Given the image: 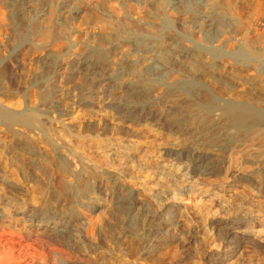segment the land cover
Masks as SVG:
<instances>
[{
  "label": "bare ground",
  "instance_id": "1",
  "mask_svg": "<svg viewBox=\"0 0 264 264\" xmlns=\"http://www.w3.org/2000/svg\"><path fill=\"white\" fill-rule=\"evenodd\" d=\"M53 1H58V0H53ZM65 1H67V0H65ZM65 1H63V2H65ZM74 1H73V3H74ZM76 1H79V3L81 2V0H76ZM119 1H122V0H119ZM153 1H156V0H153ZM186 1L187 0H174L173 8L174 9H179V8H183V7L189 8V6L195 5V4H190L194 0H190L191 1L190 3L186 2ZM203 1H204V3H203ZM211 1L212 0H201V3H203V7H204L203 11L207 13L206 14L207 16L201 10L202 13H200V14L204 15L205 17L202 18V16H201V18H202L201 21H195L194 26H193L194 30H196L200 34L206 33V35H207L206 37H209L212 34L213 35L215 34V36L217 34H220V32H221L220 28L223 27V22H221L219 19V17L223 13L220 12V15H214L215 12H213L211 10H212V7L217 3L214 0L215 1L214 5H210V6H212V7H210L209 3ZM83 2L79 6L80 8H81ZM124 2H125V0H124ZM146 2H147V0H146ZM231 2H233V1H230V5L228 6L229 9H231V7H230ZM69 3H70V1H69ZM84 3L86 4V2H84ZM137 3L139 4L140 0ZM149 3L150 2H148V4ZM160 3L163 4L164 2L162 1ZM170 3L171 2L169 1V4ZM220 3L223 5L226 4V6L229 4V3H226L225 0L224 1L221 0ZM234 3L236 4L237 2H234ZM58 4H59V2H58ZM87 4H89V3H87ZM95 4L97 5V3H95ZM119 4H121V2ZM141 4H142V2H141ZM143 4H144V2H143ZM33 5H35V3ZM36 5H37V3H36ZM48 5H50V4H48ZM76 5L78 6V3H76ZM98 5L96 8H98ZM121 5H122V7H124L123 4H121ZM131 5L128 4L127 7L125 6V8H127L126 10L130 11V8L128 9V7H132ZM218 5L214 6V8L218 7ZM52 6L55 7L54 4H52ZM74 6H75V3H74ZM151 6H153V4ZM154 6H156L155 2H154ZM160 6H161V8H159V9L160 10L163 9L164 6L159 5L158 7H160ZM166 6L169 7L168 5H166ZM53 7H52V9H54ZM85 7L86 6H84V9H85ZM94 7L92 6L91 8H94ZM122 7H120V8L122 9ZM145 7H143V8H145ZM167 7H166V10L168 9ZM221 7H223V6L221 5ZM224 7H225V5H224ZM117 8L119 9V7H117ZM143 8H141V9L146 11V9H143ZM196 8H195V10H197ZM227 8H226V10H227ZM35 9H37V8H35ZM82 9H83V6H82ZM149 9H150V7H149ZM174 9H172V10L174 11ZM200 9H202V8L200 7ZM216 9H218V8H216ZM229 9H228L227 13H229V11L231 12V10H229ZM58 10H59V8H58ZM106 10L107 9H105V11ZM123 10H125V9L123 8ZM160 10H158L157 12H159ZM181 10L182 9H180V11ZM219 10H221V8ZM80 11H81V9L78 10V8L75 11L73 9L74 15H76V16L77 15L79 16ZM89 11H92V10H89ZM110 11H111V8H110ZM120 11L121 10H119V12ZM38 12L41 14L42 11L41 12L38 11ZM93 12H92V15L95 14V13L93 14ZM116 12H114V10H113V13H116ZM119 12H117V13H119ZM133 12H132V14L136 15V13L135 12L133 13ZM179 12H176V15ZM181 12H183L182 14H186L188 11L186 13H184V11H181ZM198 12H199V10H198ZM97 13H96V15L99 14V13L98 14ZM122 13H125V12L123 11ZM122 13L120 12L119 15H121ZM147 13L149 14V12H147ZM166 13H164V14H166ZM216 13H218V12H216ZM225 13H226V11H225ZM51 14H53V15L51 16ZM51 14L48 13L45 15H49L51 17H54L55 13L52 12ZM128 14H129V12H128ZM146 14L144 13V16ZM155 14H157V13H155ZM69 15L70 14H68L67 16L69 17ZM102 15L103 14H101L100 16H102ZM153 15H154V13H153ZM227 15L225 14L224 16L227 17ZM35 16H36V14H35ZM41 16H43V15H41ZM56 16L59 17L58 15H56ZM104 16H105V14L102 16V18ZM108 16H110V15L108 14ZM108 16H106L105 18H108ZM178 16H180V14L177 15V17ZM190 16H192V15H190ZM51 17H50V20H51ZM68 17H66L65 19L68 20ZM71 17L73 18V16H71ZM95 17H97V16H95ZM136 17H134V18H136ZM148 17H149L148 18L149 20L153 19L152 18L153 16L150 18V16L148 15ZM158 17L155 16V19ZM166 17H168V16H166ZM177 17L174 16V18H176V19H177ZM37 18L39 19V17H37ZM72 18H71V20H72ZM98 18H100V17H98ZM105 18H104V20H105ZM115 18L116 17H114L113 20H115ZM121 18H123L122 15H121ZM146 18H147V16H146ZM168 18H166V19H168ZM195 18L196 17H194V19ZM63 19H64V16H63ZM92 19H93V17H92ZM110 19H112V18H110ZM160 19H161V17H160ZM172 19H173V17H172ZM184 19H185V17H184ZM187 19H188V16L185 20L188 21ZM42 20L45 21L48 19H45V20L42 19ZM50 20L48 21L49 23L48 22H46V23H48V24L51 23L50 26L52 27V24L55 22L52 23V22H50ZM57 20H59V19L57 18ZM139 20H140V17H139ZM139 20H136V24H137V21H139ZM163 20L165 21L164 17H163ZM170 20H171V18H170ZM175 20H174V24H175ZM185 20H183V21H185ZM196 20H197V18H196ZM51 21H56V20H55V18H54V20L52 18ZM100 21H101V19H100ZM118 21H119V19H118ZM171 21H166L164 23L168 26L169 24L170 25L172 24ZM60 22H61V19H60ZM98 22H99V20H98ZM102 22H103V20H102ZM121 22L123 23V21H121ZM133 22H135V21H133ZM153 22L154 21H152V23ZM40 23H41V21H40ZM65 23L67 24V22H65ZM117 23H119V22H117ZM152 23H150V24H152ZM164 23L162 21L161 24H164ZM43 24H44V22H43ZM48 24H47V27H48ZM66 24L64 25V27H68V25L66 26ZM95 24L96 25L98 24V27H99V23H95ZM106 24L104 23V24H101L100 26L106 25ZM127 24H130V23H127ZM133 24H135V23H133ZM133 24H132V26H133ZM141 24H143V22ZM174 24H173V26H175ZM183 24H184V22H182V26H184ZM186 24H187V22H185V25ZM191 24H190V27L186 26L187 28H189L190 32H191ZM109 25L112 26L113 24L109 23ZM152 25H153L152 27H155L154 24H152ZM252 25L254 26L255 24H252ZM58 26L59 25H57L56 27H58ZM62 26H61V28H62ZM107 26H108V24H107ZM130 26H131V24H130ZM134 26H133V28H134ZM161 26H163V25H161ZM114 27H117V25ZM114 27L111 28L108 26L106 28L101 27L100 29H98L100 31L102 28H104L103 30H101V32H98V36H97L98 38H100L99 40H101V41L97 40V42L101 44L103 41V46H102V44L98 45V47L96 46L98 49L100 48V51H98L96 53H95V51L93 53L92 50L86 49V51H84V53H81V54L79 53L80 55H77L78 57L75 56L76 58H74V59L72 58V60H64V57H63V59H59L58 58L59 55H58V57H56V59H54V58L52 59V55H51V58L49 57L46 60H44L43 64L46 67L54 68L58 72L56 74V81H55L56 87H58V90H57L58 97L57 98H59V99L58 100L56 99L57 102L55 101L54 105H52V106H49V107L47 106V104L51 100L50 93L48 94V92H47L50 90L45 89V92H47V93H45V95H44L43 94L44 92H41L42 96L40 95L41 97H43L42 98L43 101L41 102L42 106L47 108V110H49L50 107H54L55 110H58V113H59L58 116L61 117L59 119L61 120L63 118V121H61L63 123H61L60 127L57 128L59 130L58 131L55 130V132L57 131L58 133H56V134L54 132L52 133V130L50 129V128H52V127H50L52 125V122L50 121L51 125L49 126L48 125L49 120L47 122L46 119L42 118L43 114L40 115V113H39V110H41V109H39V110H38V108L37 109H35V108L30 109L31 108L30 106L33 105V102L32 103L29 102V105L30 104L31 105L27 106V107H29L30 110L29 109L28 110L22 109V112L19 111V113H16L17 111L13 112L12 110H16V109L19 110V108H23V107H21L22 105L20 106L21 103L19 104V102H18V105H17V102L13 103V101H14L13 100L12 101V103L14 104V106H13V104L11 105V103H10L11 99L9 100V103H10L12 108L15 107V105H17V107H15V109H11V111H10V110H7L6 108H3V107L7 106V105L4 106L5 103L2 105V107H0V128L2 130V133H0V149H2L1 151L7 150V151L11 152L10 154L14 155V157L18 163L17 164L15 162V164L18 165V167L15 170H10L8 168V166H6V165H5V167L0 169V264H171L172 261L178 257V251H177V248L174 246V244L181 245L183 248H185V246L189 245V243L195 238V234L189 228L188 223L184 219H181L180 217L177 216L178 211L176 209H173L170 205H167L166 201H163V202H165V205L160 204L162 206L161 207L159 206L160 208H157L158 206L156 207V205L154 204L155 201H153L152 199L148 200L146 197H144V193L142 194V192L140 190L141 187L140 188L138 187L134 174L131 173V171L129 172L130 168L127 166L126 161H123L122 156L121 157L105 156V155L99 153L98 151L91 149L85 143L79 141V139L78 140L75 139L74 137L77 138L78 134H77V136L70 138V137H72V135H74V134L76 135V132H79L80 134L83 133L82 132L83 127L81 129L82 131L79 128V126L83 125V124L77 125V123H79L78 119H76L78 122L76 121V124H74V122L72 121V118H73L72 114L70 113V110H69L71 108H69L68 104L66 103L67 101L68 102L72 101L71 103L74 102L73 104H76L79 108L89 110L91 112L94 110L97 111V109H101V108L109 109V110H112L113 112L115 111L116 114H115V116H112L111 119L108 118V119L102 120V121L97 120V121H99V123H93V122L88 123L85 126L86 130L87 131H93V132L96 131L98 133L99 132H103V133L107 132L108 133L109 131H113L114 126H115L117 128V130H119V132L123 133V135H125L130 140L132 138L136 139L138 137L139 139L141 138L143 141L145 140V143H147L146 141H148V143L150 142V144L154 145V147L157 148V149H155L156 150L155 153L158 156L157 166L160 167L161 164H164V165L166 164L167 166L168 165H173V166L175 165L177 168V165H178V167H179L178 169H181L179 171H182L181 175L179 177L180 182L182 181L181 178L191 176L192 180L196 183V185H198V187H200V186H204V187L211 186L214 182L218 183L219 187L220 186L221 187L228 186L229 189H231L233 187L234 188L235 187L236 188L242 187L243 190L245 192H247L246 195L252 197V199L250 201H247L244 203V205H241V206H245V208H247V205H249V204L253 205L256 198H259V199L264 198V106L259 107L258 105H254L255 102H254V100H252L251 97L249 99L252 100V103H254V104L248 103L249 101L248 102H246V101L242 102L241 101L242 99H240V102H233L236 99L238 100V98H236V96H235L236 95L235 91H237V92L239 91L240 92L239 95L241 93L244 95L243 96L241 94L242 96L240 98H242V97L245 98L246 97L245 94H247V95L252 94L253 92H256L257 89L260 90L259 88H261V90H262V88L264 89V76H263L264 74L262 76L258 75L257 77H255L256 74H253L251 72L253 74L254 78H252L251 80L249 79V81H248V79L246 80L245 78L241 77L240 79H244V82H243V80L241 81L239 79V77H237L238 79H236L235 77L232 79H226V78L225 79L220 78L222 80L219 79L221 84H223L221 86L222 88H224L223 92L225 89H229V90L235 92L234 93L235 95H232L233 93H230L233 96V99H232L233 101L230 100L231 99L230 98L228 100L229 102H225V104L223 106H221L222 108L220 107L221 109L219 111L223 114V118H224L223 120L228 122L230 124V127L232 126V128H231L232 130L234 129L233 126L236 128V130L237 129L239 131L243 130L244 135L250 139H248L246 142H238V141L233 142L232 141L233 139L231 141L229 139H228L229 141L228 140L222 141L223 139L219 140V138H217L218 137L217 134L215 136V134H213V132L208 131V128H206V127H209V125H207L208 124L207 123L206 124L207 126H205V128L207 129V134L200 136L202 138L200 141H197V140L193 141V139L191 141H184V139L187 138L186 136H188V134L186 133L187 135H184V133H185L184 132L182 135L181 133H178V129H177V128H180L179 127L180 123L178 125V120L184 118V116H181L182 118H180V115H179V117L177 116L178 113L174 115V106L177 102L176 103L174 102V105H173V103H172L173 97L171 94L173 92H170V91H172L171 89L173 87V84H171V83L176 81V80L172 81L171 76H169L170 73L173 72L172 71V60H171V57L174 56L172 54L173 51H170L169 48L167 49L163 45H161L157 41L160 35L159 36L158 35L153 36L150 33L151 31L149 33H146V31H145V34H144L143 29H142L143 31L141 33V30L137 31L139 28H136L137 30L136 29L133 30V29H128L127 28L128 26H127L126 28L128 30L125 29L127 31L124 30L125 31L124 32V31H119V30H117V28L115 29ZM119 27H118V29H119ZM121 27H123V25ZM140 27L142 28V26H140ZM147 27H148V25H147ZM152 27H151V29H152ZM156 27H158V26H156ZM28 28H26V29H28ZM160 28L161 27H159V29H156V30H160ZM252 28H254V27H252ZM38 29H40V26L38 27ZM48 29H49L48 31H50V27H48ZM58 29L60 30V28H58ZM62 29H64V28H62ZM93 29H95V28H93ZM169 29H170V27H169ZM175 29H176V27H175ZM175 29H174V31H176ZM183 29H184V27L181 29V31ZM239 29H240V27H239ZM37 30H36V32H37ZM42 30H39V32L44 31V30L43 31ZM51 30L54 33V30H56V29L53 26ZM57 30L55 31V32H57L56 34H58V31H59V30L58 31ZM120 30H121V28H120ZM156 30H154V32ZM252 30L253 29H251V31ZM32 31L33 30H31L30 32L32 34H35ZM45 31L43 33H45ZM48 31H46V33ZM160 31L162 32V30H160ZM167 31H169V30L167 29ZM185 31H187V30H185ZM255 31H256L255 33H257L258 30L255 28ZM27 32H28V30H27ZM30 32H29V34L31 35ZM65 32L71 33L69 29H68V31H65ZM65 32H63V33L65 34ZM249 32H247V36L250 34ZM48 33L51 34V32H48ZM95 33L96 32L91 33V34L93 35ZM162 33H165V32L163 31ZM169 33H171V32H169ZM21 34H23V33L20 32V36H21ZM50 34H48V35H50ZM166 34H168V33H166ZM185 34H187V32ZM191 34L192 33H190V35ZM23 35H25V34H23ZM48 35L46 37H48L50 39L51 36L49 37ZM171 35H170V38H171ZM175 35H177V34H175ZM190 35L186 36V37H190ZM28 36L25 35V38H27ZM66 36H69V35L67 34ZM155 36H157L158 38L155 39L156 38ZM199 36L197 35V38L196 37L195 38L199 39L200 38ZM257 36L259 37L260 35H257ZM31 37H32V35H31ZM35 37H37V36H35ZM43 37L45 38V35ZM43 37H41L42 41L47 42V38H45L46 40H44ZM53 37H55V36H53ZM57 37H59V36H57ZM94 37H96V36H94ZM178 37H179V35H178ZM192 37H194V36H192ZM258 37H257V40H258ZM29 38H30V36H29ZM37 38H35V39H37ZM66 38L67 37L62 39L60 36V39H62V40H65ZM161 38L162 37H160V39ZM173 38L176 39L177 37L176 38L173 37ZM252 38H253V36H252ZM35 39H34V35H33V40H35ZM185 39H187V38H185ZM243 39L245 41L246 38L243 37ZM67 40L68 39H66V41ZM164 40L167 41V38ZM250 40L251 39L249 38L248 41H250ZM252 40L254 42L253 45L257 44L256 46H259V44L254 39H252ZM92 41H93V38L91 39V42ZM198 41H201V40L199 39ZM206 41H207V39L204 42L201 41V44H204ZM18 42H20V41H18ZM161 42L163 43V41H161ZM174 42H176V40ZM196 42H197V40H196ZM209 42L210 41L208 39V43ZM208 43L206 42L205 45ZM227 43H229V41ZM250 43L251 42H249V44ZM20 44L22 46V43H20ZM43 44H44V42H43ZM88 44H90V42ZM169 44L170 43H168V45ZM171 44H172V41H171ZM179 44H176V46ZM194 44L196 46V43H194ZM246 44H243V45H246ZM249 44H247V45L249 46ZM33 46H35V45H33ZM91 46L92 45H90L89 47H91ZM99 46H101V47H99ZM174 46H175V44H174ZM187 46H189V45H186V48H187ZM200 46H202V45H200ZM166 47H171V46H166ZM173 47H171V48H173ZM193 47H191V48H193ZM196 47H197V50H199L198 49L199 47L198 46H196ZM218 47H217V49L220 48V47L219 48ZM244 47L245 46H243L242 49L239 47L240 49L235 51L238 48L237 47L234 50V52H229V53H232V55L235 57V59L237 58V59H239V60H241V61H243L249 65H250V63H249L250 60L254 61L260 56L259 53H262V54L264 53V51H263L264 48H263L262 52L260 49H259L260 50L259 52H256L255 49L251 50L250 46L248 47V49H250L251 51L248 49L246 50ZM259 47H257V48H259ZM97 48H95V50H97ZM213 48H215V47H213ZM176 49H177V47H176ZM180 49H185V48H180ZM204 49H205V47H204ZM209 50H210V48H209ZM190 51H191V49H190ZM200 51H202L204 54V51L202 49ZM211 51L213 54H215L217 56L220 55V50L219 51L214 50L211 47ZM197 52L195 53V51H194L195 54H197ZM198 53H200V52H198ZM206 53H208V52L206 51ZM193 54H191L187 50L186 51L180 50V52L177 55L180 58L182 57V59L185 63H188V61L190 62L192 59L197 60V58H195L193 56ZM208 54L210 55L211 53L209 52ZM48 55L50 56V54H48ZM56 55L57 54H55V56ZM198 55H202V54H198ZM206 55H205V57H206ZM55 56H53V57H55ZM200 57L201 56H199V58ZM263 57H264V55L262 56L261 60H259L260 58L258 60L262 61ZM174 59H175V61L177 60L175 57H174ZM204 59H206V58H204ZM208 60L209 59H207V61ZM239 60H237V61H239ZM258 60H256L254 62V64L256 62H258ZM177 61L175 63H177ZM199 61L202 63L201 60H199ZM217 61L219 62V60H217ZM253 61H251V62H253ZM182 62H178V63L182 64ZM204 62H205V60H204ZM212 62H213V64H217L214 60ZM210 63H209V66H210ZM180 64H178V66ZM246 64H245V66H246ZM254 64H252V65L254 66ZM188 65H190V64L188 63ZM206 65L208 66V63H206ZM261 65L263 66V64H261ZM243 66H244V64H243ZM187 67H189V66H187ZM187 67H186V69H188ZM190 67L189 68L191 69V71H193L195 66L193 67V69H192V66H190ZM201 67L202 66H200L199 68H201ZM219 67H220V65H219ZM173 69H174V67H173ZM175 69H176L175 71L178 70L177 68H175ZM186 69H184L182 71H185ZM202 69H205V68L202 67ZM211 69H213V68H211ZM220 69H222V70H219V68H218L219 71L226 70L225 67H224V70L222 67ZM214 70L216 71V73H218L217 68ZM261 70H263V69H261ZM207 71L209 72L211 70L207 69ZM178 72H176V74ZM194 72H197V71H194ZM203 72H206V70ZM230 72L232 73L231 69H230ZM230 72H228V74ZM179 73L181 74V72H179ZM224 73H223V75H225ZM258 73L260 74L261 72L259 71ZM165 74H168V77L172 81L170 83L172 86L171 88H170V85L166 86L164 84V83H167V79L165 78L166 77ZM197 74H199V73L197 72ZM220 74L222 75V72H220L219 75ZM233 74H231V75H233ZM193 76H195V75H193ZM205 76H206V74H205ZM250 76H251V74H250ZM250 76L247 78H250ZM253 76H251V77H253ZM154 77L155 78L157 77L156 79L164 77L165 79H163V80H166V82L163 81L164 82L163 83L162 80L160 81V82H162L164 87L160 86V82H159V85H156V83H154V82L152 83L151 78H154ZM176 78L179 81V76ZM181 78L185 79L184 76H182ZM202 78L204 80V77H202ZM207 78L210 80L209 77H207ZM156 79H154L153 81H156ZM205 79H206V77H205ZM212 79L215 80V76H214V78L212 77ZM212 79H211V82H212ZM170 80H168V81L170 82ZM203 80H202L201 84L203 83ZM209 80H206L208 82V84H207V82H205L207 84V86L209 84H211ZM245 80L248 82H245ZM179 82L182 83V81H179ZM180 83H179V85H180ZM199 83H200V80H199V82H197L196 80L191 79L190 76H187V79H185L184 82L181 84L182 86H181V89H179V90L182 91V94L185 96V98H188V96H190V92H191L192 88L196 84H199ZM213 84H216V83H213ZM174 86H175V84H174ZM213 86H215V85H213ZM199 87H200V84H199ZM202 87H204V89H205L206 86H202ZM216 87H217V84H216ZM44 88H46V87H44ZM33 89H35V88H33ZM197 89H199L198 85H197ZM206 90H207V88H206ZM209 90H210V88H209ZM3 91L4 90H2V95H3V93H5ZM175 91L179 92L178 90H175ZM202 91H203V89H202ZM200 92H199V94H200ZM206 92H209V91L207 90ZM210 92L212 93V91H210ZM263 92H261V93H263ZM10 93L12 94L13 92H10ZM35 93L39 94V92L36 90H35ZM261 93L258 95V97L261 95ZM30 94L33 96L32 93H30ZM191 94L193 95V92ZM215 94H216V92H215ZM31 95H29L30 99H32L34 97L33 96L31 98ZM207 95L205 96L206 99H207ZM217 95H220V94H217ZM239 95H237V96H239ZM16 96L17 95H15V97ZM213 96L215 97V95H213ZM11 97H13V96H11ZM41 97H40V101L42 100ZM226 97H228V96H225V98ZM4 98L5 97H3V100H5ZM29 98L26 100H30ZM179 98L178 99L176 98V99L179 100ZM211 98L207 99L204 102V105L203 106L201 105V106L204 107L208 113H209V111L213 110L214 111L213 113L215 116L216 110H214V108L215 109L217 108V103L220 101L216 102V99H213V98L211 99ZM259 98L263 99L262 97H259ZM36 99H38V98H36ZM226 99H228V98H226ZM188 100H189V98H188ZM255 100H257V99H255ZM263 101H264V99H263ZM25 102H27V101H25ZM178 102H180V101H178ZM186 102H184V103H186ZM258 102L259 101L257 100L256 103H258ZM41 103H40V105H41ZM6 104H8V102ZM22 104H24V103H22ZM34 104H36V102H34ZM259 104L262 105L263 103L262 104L259 103ZM25 105H26V103H25ZM182 105L185 106L184 104H182ZM37 106L39 107V105H37ZM178 106H179V103H178ZM183 106H181V107H183ZM186 106H187V104H186ZM190 106H191V104H190ZM25 107H24V109H25ZM187 107H188V109L195 108V110H198V111L202 110V109L196 108V106L195 107L192 106L193 108H191V107L189 108V106H187ZM199 107H200V105H199ZM202 107H200V108H202ZM10 108H8V109H10ZM71 110H73V109H71ZM186 110L187 109L185 107V111ZM203 110H202V112H203ZM54 111H53V113H54ZM183 111L182 112L179 111V112L184 113ZM189 111H191V110H189ZM189 111H187V112L189 113ZM192 111H194V109ZM84 112H86V111H84ZM202 112H199V113L202 114ZM188 113H186V114H188ZM196 113H197V111H196ZM196 113L194 112L193 114H196ZM75 114L76 113L74 112L73 116ZM220 114H219V116H220ZM54 115H56V114H54ZM54 115H53V120H54ZM93 115L94 114H92V116ZM203 115L204 114H202L200 116L204 117ZM211 115L212 114L210 113L209 116H211ZM46 116L48 117L49 115L47 114ZM95 116L98 117V115H95ZM189 116H191V115H189ZM194 116H196V115H194ZM197 117H198V115H197ZM197 117H196V119L200 120V118H197ZM205 117H207L206 114H205ZM205 117H204V119H205ZM55 118H57V117L55 116ZM212 118H213V116H211V119ZM184 119H186V118H184ZM211 119L208 118L206 121H208V120L210 121ZM220 119H219V121H220ZM73 120H74V118H73ZM54 121H56V120H54ZM90 121H92V120H90ZM189 121H187L188 125H189V123H188ZM185 123L186 122H184V124ZM203 123L204 122H202L201 125H203ZM212 123H213V121H212ZM54 124L55 123H53V127H54ZM57 124H55V125L57 126ZM85 124L86 123H84V125ZM182 124H183V122H182ZM224 124H225V122L223 123V125ZM188 125L184 126V128L187 127ZM191 125H189V126H191ZM211 126L209 127V129L211 128ZM213 126H214V124H213ZM224 126L223 127L221 126L222 129H226L229 127V125L228 126L226 125L227 127L226 126L224 127ZM201 127L203 128L204 126H201ZM219 127H220V125H219ZM191 128L190 129L188 128V130L190 131ZM136 129H139V130H136ZM180 129L183 130V127ZM194 129H196V128H194ZM219 129H221V128H219ZM226 130H228V129H226ZM213 131H214V129H213ZM230 131L231 130H229V132ZM227 132L228 131H226V133ZM49 133L51 134L50 137L53 139H54L53 134L57 135L59 133H65L67 136V133H68L70 135V137L67 136V138H65V140L68 139V137H69L70 141L66 140V142L65 141L64 142H65V145L68 142L69 145H68V143H67V145L69 146V148L73 149V150L69 149L71 151V154H67V152H65L64 147L61 144L55 143L56 140L55 141L51 140L53 142H51L50 140H47L48 142L47 141L42 142V141H44L42 139H44V137L48 136ZM197 133H199V132H197ZM200 133H199L200 135L203 134L202 131H200ZM204 133H205V131H204ZM65 134L62 136L65 137ZM59 135L61 136V134H59ZM59 135H57V136H59ZM197 136H199V135L196 134V137ZM59 137H57V138H59ZM64 137H62V138H64ZM246 137H244V138H246ZM51 138H48V139H51ZM78 138H80V137H78ZM71 139H73V140H71ZM190 139H191V137H190ZM45 140H46V138H45ZM136 142H134V143H136ZM158 142H160L161 144ZM68 146H67V148H68ZM243 146H245V147H243ZM4 152H6V151H4ZM9 152H8V154H9ZM4 155H7V154L4 153ZM1 157H0V159H1ZM12 157L10 156V158H12ZM14 157H13V159H14ZM4 160L5 159L3 157V161ZM5 162L7 164V161H5ZM131 162L133 163V161H131ZM12 165H13V163H12ZM9 166L12 167L11 165H9ZM13 166H16V165H13ZM127 167L129 168V170L127 169ZM159 167H157V168H159ZM170 167H172V166H170ZM176 174H177V172H176ZM128 182L131 184H129ZM191 183H192V181H191ZM161 184H162L161 182L156 181L154 187L161 186ZM164 184L169 185L170 180H166ZM142 191H143V189H142ZM191 193H193V192H191ZM161 194H159V196H161ZM178 194L180 196H183V194H180L179 192H178ZM163 196H164V194H163ZM160 200H161V198H160ZM157 201H159V200H157ZM248 202H249V204H248ZM248 212L251 213L252 210L249 209ZM251 221L252 220L249 219L246 216V214L243 215L242 213H238L233 218H229V219L221 218V219L214 221V222L213 221H206V223H208L210 225L211 231L212 232L216 231V233H217V235L215 236L216 237L215 241H214V243H216V247H217L216 249L217 250L213 251L211 249L212 251H207L205 254L203 253L204 254V256H202L203 257V259H202L203 264H264V240H257V238L259 239V237L257 235H256L257 238L253 236L254 229L255 228H261L262 225H261V222H254V220L252 222ZM259 233H261V232L258 231V234ZM247 248H251V249L255 250L252 256H247L248 254H251V252H249V250ZM246 250H248V251H246Z\"/></svg>",
  "mask_w": 264,
  "mask_h": 264
},
{
  "label": "rangeland",
  "instance_id": "2",
  "mask_svg": "<svg viewBox=\"0 0 264 264\" xmlns=\"http://www.w3.org/2000/svg\"><path fill=\"white\" fill-rule=\"evenodd\" d=\"M32 1V2H31ZM0 0V107H2V105L4 104V106H6V107H3V108H6L7 110H10L11 111V109H15V107H17V105H18V102H19V104H20V106L21 107H23V108H19V110H12L13 112H16V113H19V111L20 112H22V109L23 110H28L29 109V107H27L28 105H29V102L30 103H32L33 102V105H29L31 108L30 109H33V108H35V109H37L38 108V110L39 109H41V110H39V113H40V115H42V118H44V119H46L47 120V122H48V120H49V122H48V125L50 126L51 125V122H52V125L50 126V127H52V128H50L51 130H52V133L54 132L55 134L56 133H58L57 131L59 130V129H57L58 127H60V125H61V123H63V122H61V121H63V118L60 120L59 118H61L60 116H58V110H55L54 109V107H50L49 108V110H47V108H45L44 106H42V101H43V97H41L42 96V93L41 92H44L43 94L45 95V93H47L48 92V94L50 93V96H51V100H50V102L47 104V106L49 107V106H52V105H54V102L56 101V99L58 100L59 98H57L58 97V93H57V90H58V87H56V84H55V81H56V74L58 73L57 72V70L56 69H54V68H51V67H46L44 64H43V62H44V60H46L47 58H51V55H52V59L54 58V59H56V57H58V55H59V59H63V57H64V60H72V58L74 59V58H76V57H78L77 55H80L81 53H84V51H86V49L87 50H92L93 51V53H94V51H95V53L96 52H98V51H100V48L98 49L97 47H98V45H101L102 44V46H103V41H102V43L100 44V43H98L97 42V40L98 41H101V40H99L100 38H98L97 36H98V32H101V30H103L104 28H106V27H111V28H113L114 26H116L117 25V27H114L115 29L117 28V30H119V31H124L125 29H136V28H139L137 31H140L141 30V33H142V31L144 30V34H145V31H146V33H149L150 31V33H151V35H160L159 36V38L157 37V36H155L156 38L155 39H157L158 38V42L161 44V45H163L165 48H169V50L170 51H173L172 52V54L174 55H172L173 57H171V60H172V71L173 72H171L170 73V75L169 76H171V80L172 81H174V80H176L175 82H172L171 80H170V78L168 77V74H165L166 75V79H167V83H164L163 81H165L166 82V80H163V79H165L164 77H161V78H158V79H156L155 77L154 78H151L152 79V83L154 82V83H156V85H159V82L162 80V82L166 85V86H169L170 85V88L172 87L171 86V84H173V87H172V91H170V92H173V93H171L172 94V103H173V105H174V102L176 103L175 104V106H174V115L175 114H177V116L179 117V115H180V118H182L181 116H184V118H186V119H184V118H182V119H179L178 120V125H179V123H180V128H182L183 127V130L182 129H180V128H177L178 129V133H181L182 135H183V133H184V135H187L188 134V136H186L187 138H185L184 139V141H191L192 139H193V141H195V140H197V141H200L202 138L200 137V136H203V135H205V134H207V129L206 128H208V131L209 132H213V134H215V136H216V134H217V138H219V140H221V139H223L222 141H227L228 139L231 141L232 139V141L233 142H235V141H238V142H246L248 139H250V138H248V137H246L245 135H244V131L243 130H241V131H239L238 129L236 130V128L233 126V128L235 129H231L232 128V126L230 127V124L228 123V122H226V121H224L223 119V114L219 111L222 107L221 106H223L224 104H225V102H229L228 100L230 99V100H232L233 99V96L232 95H235L236 96V98H238V100L236 99V100H232L233 102H240V99H242L241 101L242 102H248V103H250V104H254V103H252V100H254V102H255V104L254 105H258L259 107H263L264 106V101H263V99H264V89L262 88V90H261V88H259L260 90H256V92H253L252 94H245V98L244 97H242V98H240L242 95L240 94L239 95V91L237 92V91H231V90H229V89H225L224 90V92H223V89L224 88H222L221 86L223 85V84H221V82H220V80H222V79H220V78H226V79H232V78H236V79H238L237 77H239V79L242 77V78H245L246 80L248 79V81H249V79L251 80L252 78H254V76H253V74H256V76L255 77H257L258 75H260V76H262L263 74H264V57H263V59H262V61H259V60H261V58H262V56L264 55V53L262 54V53H259V55L261 56H259L256 60H258L259 58V60H258V62H256L255 64H254V62L256 61V60H250L249 61V63H250V65L249 64H246L245 62H243V61H241V60H239V59H237V60H239V61H237L236 59H235V57L232 55V53H229V52H234V50L235 51H237L238 49H242L243 48V46H245L244 48L247 50L248 49V47L250 46V49L252 50H254L255 49V51L256 52H259L260 50H261V52H262V50H263V48H264V0H230V1H233V2H231V9H229V5H230V1L228 2L227 0H225L226 1V3H229L227 6H226V4H224L225 5V7H224V5L223 4H221L220 2H221V0H215L216 1V3L217 4H215L214 5V3H215V1L214 0H212L210 3H209V6L210 5H214V6H217L218 4V7H216V8H218V9H216V8H214V6L212 7V6H210V7H212V10L211 11H213V12H215V14L214 15H220V12H222L224 15L226 14H228L227 15V17L226 16H224L222 13V15L219 17V19H220V21L221 22H223V27H221L220 28V34H217L216 36H215V34L212 36V35H210L209 37H206L207 35H206V33H199V32H197L196 30H194V23H195V21H201V19L203 18V17H205L204 15H202V14H200V13H202V11L204 10V7H203V3H204V1H203V3H201V0H194V1H186V2H191L190 4H195L194 6L193 5H191V6H189V8H179V9H174L173 8V3H174V0L172 1V0H162L164 3L163 4H161L160 2H162L161 0H156V1H153V0H147V2H146V0H140V3L138 4L137 2H139V0H125V2H124V0H122V1H119V0H83L84 2H86V4L81 0V2L79 3V1H74V0H67V1H65V0H58V1H53V0ZM35 1V2H34ZM63 1H65V2H63ZM69 1H70V3H69ZM73 1H74V3H75V6H74V3H73ZM153 1V2H152ZM166 1V2H165ZM168 1V2H167ZM169 1L172 3H170L169 4ZM200 1V2H199ZM224 1V0H223ZM55 2V3H54ZM57 2V3H56ZM58 2H59V4H58ZM83 2V4H82V6H83V9H82V6H81V8L79 7L80 5H81V3ZM121 2V4H123V6L124 7H122V5L121 4H119ZM141 2H142V4H141ZM143 2H144V4H143ZM148 2H150L149 4H148ZM154 2H155V4H156V6H154ZM158 2V3H157ZM195 2V3H194ZM234 2H237L236 4L234 3ZM35 3V5H33ZM36 3H37V5H36ZM76 3H78V6L76 5ZM87 3H89V4H87ZM95 3H97V5H98V8H96L97 7V5L95 4ZM224 3V2H223ZM234 3V4H233ZM48 4H50V5H48ZM52 4H54L55 5V7H53L52 6ZM91 4V5H90ZM128 4H132L131 6L132 7H128V9L130 8V11L129 10H126L127 8H125V6L127 7L128 6ZM153 4V6H151ZM189 4V5H190ZM223 6V7H221V5ZM141 5V6H140ZM159 5H163L164 7H163V9H159V8H161V6L160 7H158ZM166 5H168L169 7H167ZM198 5V6H197ZM202 5V6H201ZM59 6V7H58ZM63 8H62V7ZM74 6V7H73ZM84 6H86L85 7V9H84ZM94 7V8H91V7ZM145 7V8H143V7ZM193 6V7H192ZM208 6V7H209ZM234 6V7H233ZM37 8V9H35V8ZM52 7L54 8V9H52ZM88 7V8H87ZM100 7V8H99ZM117 7H119V9L117 8ZM120 7H122V9L120 8ZM149 7H150V9H149ZM158 7V8H157ZM166 7L168 8L167 10H166ZM188 7V6H187ZM197 7V8H196ZM200 7L202 8V9H200ZM228 7V8H227ZM234 9H233V8ZM34 8V9H33ZM58 8H59V10H58ZM77 8H78V10L79 9H81V11H80V13H79V16L77 15H74V12H73V9H74V11L75 10H77ZM110 8H111V11H110ZM116 8V9H115ZM123 8L125 9V10H123ZM141 8H143V9H146V11L145 10H142ZM195 8L197 9V10H195ZM214 8V9H213ZM221 8V10H219ZM226 8H227V10H226ZM72 9V10H71ZM96 9V10H95ZM105 9H107L106 11L108 12H106L105 11ZM114 10V12H116L117 10V12H119V10H121L120 12L122 13L123 11L125 12V13H122L121 15H122V17L124 18H121V15H119L120 14V12L119 13H113V10ZM149 9V10H148ZM157 9V10H156ZM172 9H174V11L172 10ZM180 9H182L181 11H184V13H186L187 11V13L186 14H182L183 12H181L180 11ZM217 11H216V10ZM223 9V10H222ZM225 9V10H224ZM228 9L229 10H231V12L229 11V13H227L228 12ZM89 10H92V11H89ZM104 10V11H103ZM158 10H160L159 12H157ZM196 12H195V11ZM198 10H199V12H198ZM202 10V11H201ZM215 10V11H214ZM36 11V12H35ZM38 11H42L41 12V14L38 12ZM56 11V12H55ZM72 11V12H71ZM94 11V12H93ZM96 11V12H95ZM134 11L135 13H136V15L135 14H132V12ZM164 11V12H163ZM180 11V12H179ZM207 11V10H206ZM224 11V12H223ZM225 11H226V13H225ZM44 12V13H43ZM52 12H54L55 14H54V17H51L53 14H51ZM71 12V13H70ZM92 12H93V14L94 15H92ZM99 14H98V13ZM105 12V13H104ZM111 14H110V13ZM127 12V13H126ZM128 12H129V14H128ZM131 12V13H130ZM133 12V13H134ZM147 12H149V14L147 13ZM167 12V13H166ZM176 12H179L177 15H179L180 14V16H178L177 17V15H176ZM191 12V13H190ZM193 12V13H192ZM196 14H195V13ZM204 12V11H203ZM216 12H218V13H216ZM39 13V14H38ZM51 14V16H49V15H45V14ZM62 13V14H61ZM96 13L98 14V15H96ZM105 14V16L102 18V16H100L101 14ZM144 13L146 14H148L149 16H150V18L152 17L153 19H148L149 17H148V15L146 14L145 16H144ZM151 13V14H150ZM153 13H154V15H153ZM155 13H157V14H155ZM164 13H166V14H163ZM205 13V15L207 14L206 12H204ZM35 14H36V16H35ZM68 14H70L69 15V17L67 16ZM108 14L110 15V16H108ZM114 14V15H113ZM131 14V15H130ZM138 14V15H137ZM161 16H160V15ZM188 14V15H187ZM192 15V16H190V15ZM195 14V15H194ZM200 14V15H199ZM41 15H43V16H41ZM56 15H58L59 17H57ZM119 15V16H118ZM124 15V16H123ZM185 15V16H184ZM188 16V21H186L185 19L187 18V16ZM41 16V17H40ZM47 16V17H46ZM59 19V20H57V18ZM63 16H64V19H63ZM71 16H73V18L71 17ZM95 16H97V17H95ZM106 16H108V18H105ZM136 17V18H134V17ZM146 16H147V18H146ZM155 16L156 17H158V18H156L155 19ZM166 16H168V17H166ZM173 17V19L175 20L176 18H174V16H176L177 17V19L175 20V24H174V20L172 19V17ZM198 16V17H197ZM201 16H202V18H201ZM207 16V15H206ZM223 16V17H222ZM37 17H39V19L37 18ZM43 17V18H42ZM49 17V18H48ZM50 17H51V20H52V18H53V20H54V18H55V20L56 21H51L50 20ZM66 17H68V20L67 19H65ZM92 17H93V19H92ZM98 17H100V18H98ZM114 17H116L115 18V20H113L114 19ZM119 17V18H118ZM139 17H140V20H139ZM160 17H161V19H160ZM163 17H164V19H165V21L163 20ZM184 17H185V19H184ZM194 17H196L197 18V20H196V18L194 19ZM218 17V16H217ZM37 18V19H36ZM71 18H72V20H71ZM95 18V19H94ZM97 18V19H96ZM104 18H105V20H104ZM110 18H112V19H110ZM133 18V19H132ZM166 18H168V19H166ZM170 18H171V20H170ZM182 18V19H181ZM36 19V20H35ZM42 19H48V20H45V21H43ZM60 19H61V22H60ZM92 19V20H91ZM100 19H101V21H100ZM109 19V20H108ZM118 19H119V21H118ZM148 19V20H147ZM160 19V20H159ZM191 19V20H190ZM50 20V22H55V23H53L52 24V27L54 26L55 27V29L57 30L58 28H60V30L62 29V28H64V29H62L60 32L58 31V34H56L57 32H55L56 30H54V33L57 35V36H59V37H57L53 32H52V27L50 26L51 25V23L50 24H48L49 21ZM67 20V21H66ZM97 22H96V21ZM98 20H99V22H98ZM102 20H103V22L106 24H108V26H107V24L106 25H102V26H100L101 24H104L103 22H102ZM108 20V21H107ZM112 20V21H111ZM126 20V21H125ZM131 20V21H130ZM136 20H139V21H137V24H136ZM142 20V21H141ZM156 20V21H155ZM159 20V21H158ZM183 20H185V21H183ZM40 21H41V23H40ZM44 22V24H43V22ZM110 21V22H109ZM115 21V22H114ZM119 22V23H117V22ZM121 21H123V23L121 22ZM130 21V22H129ZM133 21H135V22H133ZM141 21V22H140ZM148 21V22H147ZM152 21H154L153 23H152ZM162 21H163V23L164 22H166V21H171L172 22V24L170 25H166L165 23L164 24H161L162 23ZM194 21V22H193ZM32 22V23H31ZM35 24H34V23ZM46 22H48V23H46ZM58 22V23H57ZM65 22H67V24L65 23ZM102 22V23H101ZM114 22V23H113ZM140 22V23H139ZM143 22V24H141ZM152 23V24H154V26L156 27V26H158V27H152L153 25L152 24H150V23ZM156 22V23H155ZM160 22V23H159ZM170 22V23H171ZM182 22H184V26H182ZM185 22H187V24L185 25ZM256 22V23H255ZM46 23V24H45ZM62 23V24H61ZM66 24V26L68 25V27H64V25ZM95 23H99V27H98V24L96 25ZM109 23L110 24H113L112 26L111 25H109ZM122 23V24H121ZM127 23H130L131 24V26H130V24H127ZM133 23H135V24H133ZM169 23V22H168ZM180 23V24H179ZM193 25H192V24ZM34 24V25H33ZM39 24V25H38ZM42 24V25H41ZM47 24H48V27H50V31H48L49 29H48V27H47ZM57 26V25H59L58 27H56L55 25ZM121 24V25H120ZM132 24H133V26H134V28H133V26H132ZM141 24V25H140ZM145 24V25H144ZM159 24V25H158ZM163 25V26H161V25ZM173 24L175 25V26H173ZM190 24H191V32H190V30H189V28H187V27H190ZM252 24H255L254 26L252 25ZM31 25V26H30ZM37 25V26H36ZM44 25V26H43ZM63 25V26H62ZM123 25V27H121ZM126 25V26H125ZM147 25H148V27H147ZM165 25V26H164ZM178 25V26H177ZM252 25V26H251ZM259 25V26H258ZM27 26V27H26ZM40 26V29H38V27ZM47 28H46V27ZM61 26H62V28H61ZM97 28H96V27ZM120 26V27H119ZM128 26V27H127ZM140 26H142V28L140 27ZM173 26V27H172ZM183 28L184 27V31L185 30H187V31H181V27ZM187 26V27H186ZM257 26V27H256ZM29 27V28H28ZM37 27V28H36ZM43 27V28H42ZM101 27H104V28H102L100 31L98 30V29H100ZM118 27H119V29H118ZM125 27V28H124ZM127 27V28H126ZM151 27H152V29H151ZM159 27H161L160 28V30H162V32L164 31L165 33H162L160 30H156V29H159ZM169 27H170V29H169ZM175 27H176V29H175ZM180 27V28H179ZM239 27H240V29H239ZM249 27V28H248ZM252 27H254V28H252ZM26 28H28V29H26ZM70 30V32L71 33H68V32H65V31H68V29ZM93 28H95V29H93ZM120 28H121V30H120ZM124 28V29H123ZM193 28V29H192ZM248 30H247V29ZM253 29L252 31H251V29ZM255 28L258 30L257 31V33H255L256 31H255ZM260 28V29H259ZM18 29V30H17ZM38 29V30H37ZM45 31L46 29V31H48V32H51V34L50 33H48V34H50V35H48L47 33H46V31H45V33H43L44 31ZM54 29V28H53ZM97 29V30H96ZM127 29V30H128ZM143 29V30H142ZM167 29L169 30V31H167ZM174 29L176 30V31H174ZM238 29V30H237ZM250 29V30H249ZM27 30H28V32H27ZM31 30H33L32 32L33 33H35V34H32L30 31ZM36 30H37V32H36ZM39 30H42L43 32H39ZM93 30V31H92ZM127 30H125V31H127ZM154 30H156L155 32H154ZM260 30V31H259ZM21 33H23V34H25L26 36H30V38H29V36L27 37V38H25V35H23V34H21V36H20V32ZM24 31V32H23ZM124 31V32H125ZM148 31V32H147ZM159 31V32H158ZM193 31V32H192ZM250 31V32H249ZM26 32V33H25ZM29 32L31 33V35H32V37H31V35L29 34ZM63 32H65V34L63 33ZM94 32H96L95 34H91V33H94ZM161 32V33H160ZM169 32H171V33H169ZM173 32V33H172ZM187 32V34H185ZM241 32V33H240ZM247 32H249L250 34L247 36ZM62 33V34H61ZM69 35V36H66L67 34ZM166 33H168V34H166ZM177 34V35H175V34ZM190 33H192L191 35L192 36H194V37H192L191 35H190ZM195 35H194V34ZM60 34V35H59ZM162 34V35H161ZM172 34V35H171ZM182 34V35H181ZM204 34V35H203ZM19 35V36H18ZM23 35V36H22ZM33 35H34V39L35 38H37L39 35L41 36V37H43L44 35H45V38H47V42L46 41H42V38L39 36L37 39H35V40H33ZM51 36L50 37V39L48 38V37H46V36ZM63 35V36H62ZM149 35V34H148ZM170 35H171V38H170ZM178 35H179V37L181 38H179L178 37ZM185 35V36H184ZM190 35V37H186V36H189ZM197 35L200 37H198L202 42H204L206 39H207V43H208V39H209V43L208 44H206L205 45V43L204 44H201V41H198L199 39H196L197 38ZM256 35V36H255ZM257 35H260L259 37L257 36ZM18 36V37H17ZM35 36H37V37H35ZM53 36H55V37H53ZM60 36H61V38L62 39H64L65 37H67L66 39H68L67 41H66V39L65 40H62V39H60ZM94 36H96V37H94ZM146 36V35H145ZM169 36V37H168ZM212 36V37H211ZM252 36H253V38H252ZM20 37V38H19ZM89 37V38H88ZM91 37V38H90ZM160 37H162L161 39H160ZM173 37H177L176 39H174ZM196 37V38H195ZM243 37L244 38H246L245 39V41H244V39H243ZM257 37H258V40H257ZM29 38V39H28ZM44 37H43V39L44 40H46ZM93 38V41L91 42V39ZM167 38V41H165L164 39H166ZM185 38H187V39H185ZM202 38V39H201ZM212 38V39H211ZM249 38L252 40V39H254L258 44H259V46H256V45H253V40L251 41H248L249 40ZM17 39V40H16ZM32 39V40H31ZM49 39V40H48ZM90 39V40H89ZM96 39V40H95ZM160 39V40H159ZM172 41V44H171V41ZM181 41H180V40ZM204 39V40H203ZM176 40V42H174V41ZM179 40V41H178ZM196 40H197V42H196ZM18 41H20V42H18ZM29 41V42H28ZM32 41V42H31ZM97 43H96V42ZM161 41H163V43L161 42ZM178 41V42H177ZM226 41V42H225ZM229 41V43H227ZM245 43H244V42ZM248 41V42H247ZM24 42V43H23ZM43 42H44V44H43ZM90 42V44H88ZM94 42V43H93ZM166 42V43H165ZM170 43L169 45H168V43ZM249 42H251L250 44H249ZM19 43V44H18ZM20 43H22V46H21V44ZM27 45H26V44ZM46 43V44H45ZM165 43V44H164ZM180 43V44H179ZM194 43H196V46H198L199 48V50H197V47L195 46V44ZM249 44V46L247 45V44ZM90 46V45H92L91 47H89L88 45ZM97 44V45H96ZM174 44H175V46H176V44H179V45H177L176 47H177V49H176V47L174 46ZM243 44H246V45H243ZM252 44V45H251ZM33 45H35V46H33ZM44 47H43V46ZM171 46V47H173V48H171V47H166V46ZM186 45H189V46H187V48H186ZM192 45V46H191ZM200 45H202V46H200ZM220 45V46H219ZM97 46V47H96ZM162 46V47H163ZM184 46V47H183ZM195 48H194V47ZM219 48V49H217V47ZM237 46V47H236ZM242 46V47H241ZM253 46V47H252ZM256 46V47H255ZM25 47V48H24ZM87 47V48H86ZM99 47H101V46H99ZM179 47V48H178ZM190 47V48H189ZM191 47H193V48H191ZM203 47V48H202ZM204 47H205V49H204ZM207 47V48H206ZM210 48V50H209V48ZM211 47H212V49H214V50H220V55H215V54H213L212 53V51H211ZM213 47H215V48H213ZM236 47V48H235ZM240 47V48H239ZM257 47H259V48H257ZM95 48H97V50H95ZM180 48H185V49H180ZM84 49V50H83ZM176 49V50H175ZM182 51H188V52H190L191 54H193L194 53V51H195V53L198 51V52H200V53H198L197 52V54H193V56L195 57V58H197V60L195 59V60H191L190 62L188 61V63L190 64V65H188V63H185L184 61H183V59H182V57L180 58L177 54L180 52V50ZM190 49H191V51H190ZM203 50L204 51V54H203V52L202 51H200V50ZM250 49H248V50H250ZM258 49V50H257ZM260 49V50H259ZM193 50V51H192ZM250 50V51H251ZM206 51L209 53H211L210 55L208 54V53H206ZM264 51V50H263ZM57 54L56 56H55V54ZM59 53V54H58ZM80 53V54H79ZM48 54H50V56L48 55ZM198 54H202V55H198ZM207 54V55H206ZM205 55H206V57H205ZM212 55V56H211ZM215 55V56H214ZM234 57H232V56ZM45 56V57H44ZM53 56H55V57H53ZM76 56V57H75ZM198 56V57H197ZM199 56H203L202 58L200 57L199 58ZM220 56V57H219ZM174 57L178 60H176L177 61V63H175L176 61H175V59H174ZM204 58H206V59H204ZM216 58V59H215ZM219 58V59H218ZM205 60V62H204V60ZM207 59H209L208 61H207ZM43 60V61H42ZM199 60H201L202 61V63L199 61ZM211 60V61H210ZM215 61L217 64H213V62L212 61ZM217 60H219V62L217 61ZM184 63H183V62ZM193 61V62H192ZM207 61V62H206ZM251 61H253V62H251ZM178 62H182V64H180V63H178ZM187 62V61H186ZM212 64H211V63ZM214 62V63H215ZM243 62V63H242ZM193 63V64H192ZM196 63V64H195ZM200 63V64H199ZM206 63H208V66L206 65ZM209 63H210V66H209ZM221 63V64H220ZM248 63V62H247ZM254 64V66L252 65V64ZM259 63V64H258ZM263 64V66L261 65V64ZM178 64H180L179 66H178ZM185 64V65H184ZM207 66H205V65ZM241 64V65H240ZM243 64H244V66H245V64H246V66L244 67L243 66ZM204 65V66H203ZM219 65H220V67H219ZM252 65V66H251ZM178 66V67H177ZM181 66V67H180ZM187 66H192V69H193V67H194V69H193V71H191V67L189 68V67H187ZM200 66H202L203 68H205V69H202V67L201 68H199ZM251 66V67H250ZM173 67H174V69H173ZM181 69H180V68ZM186 67L188 68V69H186ZM209 67V68H208ZM217 68V70H218V68H219V70H222V69H220L221 67L223 68V70H224V67H225V69L226 70H224V71H217L218 73H216V71L214 70V69H216ZM228 67V68H227ZM243 67V68H242ZM254 67V68H253ZM259 67V68H258ZM175 68H177L178 70L177 71H175L176 69ZM183 68V69H182ZM211 68H213V69H211ZM245 68V69H244ZM250 68V69H249ZM180 69V70H179ZM184 69H186L185 71H182V70H184ZM190 69V70H189ZM207 69L208 70H211V71H207ZM230 69H231V71H232V73L230 72ZM252 69V70H251ZM258 71H257V70ZM261 69H263V70H261ZM189 70V71H188ZM206 70V72H203V71H205ZM249 70V71H248ZM256 70V71H255ZM181 72V74L179 73V72ZM191 71V72H190ZM194 71H197L199 74H197V72H194ZM201 71V72H200ZM215 71V72H214ZM261 72L260 74L258 73V72ZM176 72H178L177 74H176ZM220 72H222V75L220 74L219 75V73ZM225 72V73H224ZM228 72H230L229 74H228ZM253 74H252V73ZM263 72V73H262ZM184 73V74H183ZM201 73V74H200ZM203 73V74H202ZM223 73L225 74V75H223ZM234 73V74H233ZM258 73V74H257ZM181 76H180V75ZM205 74H206V76H205ZM208 74V75H207ZM231 74H233V75H231ZM250 74H251V76H253V77H251L250 76ZM164 75V76H165ZM174 75V76H173ZM193 75H195V76H193ZM211 75V76H210ZM215 76V80L214 79H212V77L214 78V76ZM236 75V76H235ZM179 76V81H182V83L184 82V80L185 79H187V76H190V78L191 79H194V80H196L197 82H199V80H200V87H199V84H196L194 87L196 88H192V90H191V92H190V96H188V98H189V100H188V98H185V96L182 94V91H180L179 89H181V84L182 83H180L179 81H178V79L176 78V77H178ZM182 76H184V78L185 79H183V78H181ZM194 78H193V77ZM219 76V77H218ZM250 76V78H247V77H249ZM264 76V75H263ZM202 77H204V80H203V78ZM205 77H206V79H205ZM207 77H209L210 78V80L207 78ZM174 78V79H173ZM189 78V77H188ZM154 79H156V81H153ZM211 79H212V82H211ZM220 79V80H219ZM223 79V80H224ZM158 80V81H157ZM168 80H170V82L168 81ZM202 80H203V83L205 84H201V82H202ZM206 80H209L210 81V83L211 84H209L208 86H207V84H208V82L206 81ZM241 81L243 80V82H244V79H240ZM245 80V82H248V81H246ZM216 81V82H215ZM219 81V82H218ZM162 82H160V86H163L164 87V85L162 84ZM172 82V83H171ZM180 83V85H179V83ZM205 82H207V84L205 83ZM3 83V84H2ZM171 83V84H170ZM213 83H216L217 84V87H216V84H213ZM47 84V85H46ZM168 84V85H167ZM174 84H175V86H174ZM179 86H177V85ZM46 85V86H45ZM197 85H198V88L199 89H197ZM213 85H215V86H213ZM37 88H36V87ZM165 86V87H166ZM202 86H206L205 87V89H204V87H202ZM210 86V87H209ZM3 87V88H2ZM44 87H46V88H44ZM202 87V88H201ZM215 89H214V88ZM221 87V88H220ZM33 88H35V89H33ZM206 88H207V90L209 91V92H206L207 90H206ZM209 88H210V90H209ZM43 91H42V90ZM45 89H47V90H50V91H47V92H45ZM202 89H203V91H202ZM2 90H4L3 92H5V93H3V95H2ZM35 90L36 91H38L39 92V94L37 93H35ZM174 90V91H173ZM175 90H178L179 92H177V91H175ZM195 90V91H194ZM228 90V91H227ZM9 93H8V92ZM201 91V92H200ZM205 91V92H204ZM210 91H212V93L210 92ZM222 91V92H221ZM263 92V93H261V92ZM10 92H13L12 94L10 93ZM193 92V95L191 94ZM195 92V93H194ZM199 92H200V94H199ZM215 92H216V94H215ZM218 92V93H217ZM229 92V93H228ZM7 93V94H6ZM30 93H32L33 94V96L30 94ZM37 95H35V94ZM52 93V94H51ZM197 93V94H196ZM206 93V94H205ZM226 95H225V94ZM230 93H233L232 95L230 94ZM235 93V94H234ZM238 93V94H237ZM261 93V95L259 96V97H262L263 99H261V98H259L258 97V95ZM6 94V95H5ZM10 94V95H9ZM174 94V95H173ZM195 94V95H194ZM199 94V95H198ZM208 94V95H207ZM217 94H220V95H217ZM224 94V95H223ZM15 95H17L16 97H15ZM29 95H31V98L33 99H30L29 98ZM41 95V96H40ZM202 95V96H201ZM207 95V99H209V98H213V99H216V102H218V101H220V102H218L217 103V108L215 109L214 108V110H216L215 111V116H214V111L212 110V111H209V113L207 112V110L204 108V107H202L203 105H204V102L207 100L206 99V96ZM213 95H215V97L213 96ZM237 95H239V96H237ZM250 95V96H249ZM253 97H252V96ZM11 96H13V97H11ZM194 96V97H193ZM210 96V97H209ZM225 96H228V97H226V98H228V99H226L225 98ZM232 96V97H231ZM234 96V97H235ZM244 96V95H243ZM248 96V97H247ZM257 96V97H256ZM3 97H5L4 99L5 100H3ZM38 98V99H36V98ZM40 97H41V101H40ZM180 97V98H179ZM217 97V98H216ZM252 98V100H250L249 98ZM7 98V99H6ZM9 98V99H8ZM30 99V100H26V99ZM179 98V100H177V99ZM191 98V99H190ZM196 98V99H195ZM211 98V99H212ZM11 99V100H10ZM55 99V100H54ZM187 99V100H186ZM194 101H193V100ZM198 99V100H197ZM226 99V100H225ZM235 99V98H234ZM249 99V100H248ZM255 99H257L259 102L258 103H256L257 102V100H255ZM7 100V101H6ZM9 100L11 101L10 103H11V105L13 104V103H16L17 102V105H15V107H11V105H10V103H9ZM14 100V101H13ZM32 100V101H31ZM177 100V101H176ZM183 100V101H182ZM187 102H186V101ZM192 100V101H191ZM196 100V101H195ZM262 100V101H261ZM2 101V102H1ZM12 101H13V103H12ZM25 101H27V102H25ZM40 101V102H39ZM178 101H180V102H178ZM190 103H189V102ZM223 103H222V102ZM8 102V104H6ZM34 102H36V104H34ZM57 102V101H56ZM70 102V101H69ZM68 101L66 102L67 104H68V106H69V108H71V109H73V110H71V109H69L70 110V113L72 114V117L74 118V120H73V118H72V121L74 122V124H76V119H78L79 120V123H77V125L79 124H83V125H80L79 126V128H80V130L82 129V127H83V133H79V132H76V135L74 134V135H72V137H70V135L67 133V136H69L70 138H73L74 136H77V134H78V137H80V138H76V137H74L75 139H79V141H81V142H83V143H85L88 147H90L91 149H93V150H96V151H98L99 153H101V154H103V155H105V156H112V157H123V161H126V164H127V166L130 168V170H129V168L127 167V169L129 170V172L131 171V173H133L134 174V176H135V179H136V182H137V185H138V187L140 188L141 187V192H142V194L144 193V197H146L148 200H153V201H155L154 202V204L156 205V207L157 208H160L162 205H165V202H163V201H166V204L167 205H170L173 209H176L177 211H178V214H177V216L178 217H180L181 219H184L187 223H188V226H189V228L194 232V234H195V238L189 243V245H187V246H185V248H183L181 245H178V244H174V246L177 248V251H178V257L175 259V260H173L172 261V263L171 264H203V257L202 256H204V254L207 252V251H216L217 249V247H216V243H214V241H215V236L217 235V233H216V231H211V229H210V225L208 224V223H206V221H217V220H219V219H221V218H223V219H229V218H233L236 214H238V213H242L243 215H245L246 214V216L249 218V219H251L252 221L254 220V222H261V228H255L254 229V234H253V236L254 237H256L257 238V236L259 237V239L257 238V240H264V198H262V199H259V198H256L255 199V202H254V204L253 205H251V204H249V202H248V204L249 205H247V208H245V206H241V205H244V203L245 202H247V201H250L251 199H252V197L251 196H247L246 195V193L247 192H245L244 190H243V188L242 187H240V188H231V189H229V187L228 186H224V187H219L218 185V183H216V182H214L211 186H206V187H204V186H200V187H198V185H196V183L192 180V178H191V176L189 177H184V178H181V182H180V180H179V177H180V175H181V172L182 171H179V170H181V169H178L179 167H178V165H177V168H176V166L174 165H164V164H161V166L159 167V166H157V161H158V156L156 155V153H155V149H157L156 147H154V145H152V144H150V142L148 143V141H146L147 143H145V140L143 141L141 138V140L137 137L136 139L135 138H132L131 140L129 139V138H127L125 135H123V133H121V132H119V130H117V128L114 126V130L113 131H109L108 133L107 132H105V133H103V132H93V131H87L86 130V128H85V126L88 124V123H90V122H93V123H99V121H97V120H100V121H102V120H106V119H111V117L112 116H115V111L113 112L112 110H109V109H104V108H101V109H97V111L99 112H97L96 110H94V111H89V110H85V109H81V108H79L76 104H73V103H69ZM184 102H186V103H184ZM22 103H24V104H22ZM25 103H26V105H25ZM40 103H41V105H40ZM53 103V104H52ZM178 103H179V106H178ZM181 103V104H180ZM220 103V104H219ZM259 103H263L262 105H260ZM70 104V105H69ZM182 104H184L185 106H183ZM186 104H187V106H189V108L191 107V108H193V107H195L196 106V108H199V109H204L203 110V112H202V110H195V108H193L194 109V111H192L193 109H188V107L186 106ZM190 104H191V106H190ZM193 104V105H192ZM197 104V105H196ZM220 106H219V105ZM37 105H39V107L37 106ZM183 106V107H181V106ZM199 105H200V107H202V108H200L199 107ZM202 105V106H201ZM13 106H14V104H13ZM19 106V107H20ZM26 106V107H25ZM37 106V107H36ZM193 106V107H192ZM198 106V107H197ZM11 107V108H10ZM24 107H25V109H24ZM185 107H186V111H185ZM221 107V108H220ZM8 108H10V109H8ZM27 108V109H26ZM44 108V109H43ZM180 108V109H179ZM184 110H182V109ZM29 109V110H30ZM103 109V110H102ZM52 110V111H51ZM55 110V111H54ZM108 110V111H107ZM189 110H191V111H189ZM41 111V112H40ZM49 111V112H48ZM53 111H54V113H53ZM57 111V112H56ZM84 111H86V112H84ZM89 111V112H88ZM184 112V113H180V112ZM187 111H189V113L187 112ZM196 111H197V113H196ZM219 111V112H218ZM56 112V113H55ZM76 113L74 116H73V113ZM188 113V114H186V113ZM196 113V114H193V113ZM199 112H202V114H204L203 116L205 117V114H206V116L207 117H205V119H204V117H202V116H200V115H202L201 113H199ZM207 112V113H206ZM217 112V113H216ZM53 113V114H52ZM84 113V114H83ZM89 113V114H88ZM199 113V114H198ZM212 114L211 116H213V120L211 119V116H209V114ZM220 114V116L222 117H220L219 116V114ZM48 114L49 116V118L46 116V115ZM54 114H56V115H54ZM92 114H94L93 116H92ZM183 114V115H182ZM53 115H54V120H56V121H54L53 120ZM95 115H98V117H96ZM186 115V116H185ZM189 115H191V116H189ZM193 115V116H192ZM194 115H196V116H194ZM197 115H198V117H197ZM218 115V116H217ZM55 116L57 117V118H55ZM176 116V117H177ZM200 116V117H199ZM217 116V117H216ZM96 117V118H95ZM190 117V118H189ZM193 117V118H192ZM196 117L197 118H200V120L199 119H196ZM223 120H221L220 118ZM48 118V119H47ZM99 118V119H98ZM103 118V119H102ZM208 118H210L211 120L209 121H206ZM52 119V120H51ZM92 120V121H90V120ZM184 119V120H183ZM202 119V120H201ZM219 119H220V121H219ZM190 120V121H189ZM51 121V122H50ZM187 121H189L188 123H189V125H191V126H189L188 124H187ZM198 123H196V122ZM212 121H213V123H212ZM219 121V122H218ZM60 122V123H59ZM78 122V121H77ZM182 122H183V124H182ZM184 122H186L185 124H184ZM201 122V123H200ZM202 122H204L203 123V125H201L202 124ZM211 124H210V123ZM218 124H217V123ZM225 122V124L228 126L229 125V127L228 128H226V129H228V130H226V129H222V127L225 125H223V123ZM53 123H55V124H57V126L54 124V127H53ZM84 123H86L85 125H84ZM195 123V124H194ZM208 123V124H207ZM228 123V124H227ZM209 125V127L212 125L213 126V124H214V126L212 127L211 126V128L209 129V127H206L205 128V126H207V125ZM216 124V125H215ZM186 125H188L187 127H185L184 128V126H186ZM196 125V126H195ZM219 125H220V127H219ZM225 125V126H226ZM199 126V127H198ZM201 126H204L203 128L201 127ZM217 126V127H216ZM222 126V127H221ZM224 126V127H225ZM226 126V127H227ZM192 127V128H191ZM199 129H198V128ZM48 128V129H49ZM188 128L190 129L191 128V132L188 130ZM194 128H196V129H194ZM214 129V131H213V129ZM217 128V129H216ZM219 128H221V129H219ZM49 129V130H50ZM85 129V130H84ZM116 129V130H115ZM186 129V130H185ZM205 129V130H204ZM0 130H1V128H0ZM54 130V131H53ZM55 130H57L56 132H55ZM136 130H139V129H136ZM182 130V131H181ZM193 130V131H192ZM229 130H231L230 132H229ZM80 131V132H81ZM181 131V132H180ZM195 131V132H194ZM200 131H202L203 132V134L202 135H200L201 133H200ZM204 131H205V133H204ZM226 131H228L227 133H226ZM239 131V132H238ZM50 132V131H49ZM93 132V133H92ZM197 132H199V133H197ZM208 132V133H209ZM0 133H2V130L0 131ZM51 133V132H50ZM49 133V137L48 136H46V137H44V139H42V140H44V141H42V142H46L47 140H53V141H55V143H58V144H61L63 147H64V149H65V152H67V154H71V149L69 148V143H68V145H67V143H66V145H65V142H66V140L67 141H70V139H69V137H68V139H66L65 140V138H67V136H66V134L65 133H59V134H61V136L62 135H64L65 134V137L64 136H62V137H64V138H62L59 134H57V135H59V136H57V135H55V134H53L54 135V139L53 138H51L50 136H51V134ZM102 133V134H101ZM187 133V134H186ZM195 133V134H194ZM226 133V134H225ZM236 133V134H235ZM180 134V135H181ZM193 134V135H192ZM196 134L197 135H199V136H197L196 137ZM190 135V136H189ZM222 135V136H221ZM227 135V136H226ZM238 135V136H237ZM56 136V137H55ZM231 136V137H230ZM51 138V139H48V138ZM57 137H59V138H57ZM190 137H191V139H190ZM196 137V138H195ZM214 137V136H213ZM221 137V138H220ZM226 137V138H225ZM228 137V138H227ZM244 137H246V138H244ZM43 138V137H42ZM45 138H46V140H45ZM56 138V139H55ZM195 138V139H194ZM238 138V139H237ZM58 139V140H57ZM129 139V140H128ZM135 139V140H134ZM181 139V138H180ZM187 139V140H186ZM235 139V140H234ZM71 140H73V139H71ZM228 140V141H229ZM53 141H51V142H53ZM62 141V142H61ZM65 141V142H64ZM136 142V143H134V142ZM48 142V141H47ZM133 142V143H132ZM64 143V144H63ZM158 143H160V142H158ZM161 144V143H160ZM67 146H68V148H67ZM242 146V145H241ZM243 147H245V146H243ZM69 150H67V149ZM2 149H0V157H1V159H0V163L2 164H0V169L1 168H3V167H5V165L6 166H8V168L10 169V170H15L17 167H18V163H17V161H16V159H15V157H14V155H12V154H10L11 152H9V151H7V150H3V151H1ZM73 150V149H72ZM4 151H6V152H4ZM8 152H9V154H8ZM4 153L5 154H7V155H4ZM10 156L12 157H14V159H13V157L12 158H10ZM131 156V157H130ZM3 157H4V161H3ZM8 157V158H7ZM125 157V158H124ZM127 158V159H126ZM130 158V159H129ZM130 162H129V161ZM5 161H7V164H6V162ZM131 161H133V163L131 162ZM9 162V163H8ZM15 162L17 163V164H15ZM12 163H13V165H16V166H13L12 165ZM9 165H11L12 167H10ZM163 166V167H162ZM170 166H172V167H170ZM157 167H159V168H157ZM169 167V168H168ZM135 170V171H134ZM176 170V171H175ZM178 170V171H177ZM176 172H177V174H176ZM137 175V176H136ZM166 180H170V184L169 185H165L164 183H165V181ZM156 181H159V182H161L162 184H161V186H156V187H154V185H155V182ZM191 181H192V183H191ZM129 183V182H128ZM129 184H131V183H129ZM218 186V187H217ZM217 187V188H216ZM219 188V189H218ZM223 188V189H222ZM142 189H143V191H142ZM218 189V190H217ZM221 190V191H220ZM163 191V192H162ZM193 192V193H191V192ZM178 192L180 193V194H183V196H180L179 194H178ZM162 193V194H161ZM235 193V194H234ZM159 194H161V196H159ZM163 194H164V196H163ZM178 194V195H177ZM193 194V195H192ZM249 194V193H248ZM164 199H163V198ZM236 197V198H235ZM160 198H161V200H160ZM157 200H159V201H157ZM244 201V202H243ZM160 204H162V205H160ZM160 206V207H159ZM249 209H251L252 210V212L251 213H249L248 212V210ZM248 212V213H247ZM251 221V222H252ZM208 224V225H207ZM261 230V231H260ZM258 231L259 232H261V233H259L258 234ZM257 235V236H256ZM260 235V236H259ZM207 248V249H206ZM206 251H205V250ZM210 249V250H209ZM212 249V250H211ZM248 250H249V252H251V254H248L247 256H252L253 255V253H254V249H251V248H247ZM248 250H246V251H248ZM205 251V252H204ZM204 253V254H203Z\"/></svg>",
  "mask_w": 264,
  "mask_h": 264
}]
</instances>
